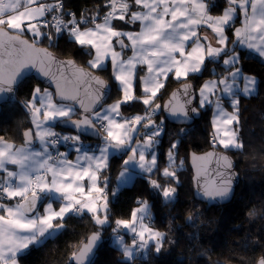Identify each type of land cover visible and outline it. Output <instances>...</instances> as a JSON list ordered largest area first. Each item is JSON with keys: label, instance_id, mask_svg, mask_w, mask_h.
I'll list each match as a JSON object with an SVG mask.
<instances>
[{"label": "snow or ice", "instance_id": "obj_1", "mask_svg": "<svg viewBox=\"0 0 264 264\" xmlns=\"http://www.w3.org/2000/svg\"><path fill=\"white\" fill-rule=\"evenodd\" d=\"M105 6L108 11L102 17L97 11L91 17L81 14L77 20L75 13H69L71 19L65 21L62 0H55L54 3L0 0V93L12 92L23 71L37 64L43 75H49L44 71V60L37 56L43 53L49 61L55 58L47 49L35 46L37 38L45 35L41 27L48 25V13L53 14L52 27L56 33L67 31L78 45L95 49L94 58L88 61L91 68L103 70L105 60L111 59L117 90L122 93L114 103L103 106L101 102L106 95L107 83L90 72L78 69L82 76L95 81L97 85L91 98V108H85L83 101H80L81 108L87 114L82 115L81 119H72L75 108L73 104L63 101H75L77 97L62 89L59 82L55 95L61 102H56L48 89L36 87L31 99L25 102L34 131L30 128L24 132V144L19 147L0 136V172L3 173L0 175V201H16L14 204L0 202V264H17V253L63 228L64 218L68 215L90 213L96 225L103 227L108 224L110 209L106 189L109 181L104 172L109 168V159L114 154H127L118 179L125 182L131 180L130 169L139 168L141 172L149 174V184L158 190L166 202L174 200L177 192L175 186H165L150 178L157 168L154 147L164 131L163 121L157 124L152 116L161 108L155 100L165 87L169 74H174L177 80L187 79L190 74L201 73L206 61L215 63L223 56L225 72L218 80L210 79L203 83L199 89V104L201 107L211 103L216 106L218 115L214 114L213 119L216 128L214 145L218 143L226 150L244 148L239 128H221L218 121L225 126L239 125L241 95L251 97L257 92L256 77L244 74L237 66L240 56L236 46H244L264 57V0H227V7L217 16L209 14L210 5L205 0H106ZM133 6L138 10L132 11ZM211 6H215L214 0ZM238 14L242 16L241 27L235 28V39L229 48L226 29L234 24ZM97 18L102 22L94 27L81 26ZM117 19L132 24L139 22L140 31L118 30L113 24ZM201 25H208L212 29L216 46L211 42H202L208 41V37L198 35L197 29ZM25 32L32 33L31 42L24 38ZM125 37L130 43H125ZM47 38L51 40V34ZM114 45H119L121 51L117 52ZM189 47L190 50H187ZM125 49H130L132 55L124 58ZM140 66H146V71ZM138 71H145V74L139 76ZM137 80L142 88L141 96L135 94ZM191 87L184 84L182 89L173 92L163 106L172 116L186 120L190 112H197L196 108L188 107L193 97ZM218 92L228 97L233 109L231 113L223 108ZM178 94L184 97L183 102L178 99ZM133 101H142L144 114L123 116L121 106ZM96 107L100 110L96 111ZM56 122L71 124L81 133H92L100 142L93 148L85 149L80 135L60 136L53 131ZM34 139L39 141V150L32 148ZM61 141L71 142L69 146L77 152L75 161L67 158L68 153L58 150L55 157L51 155L50 149ZM176 147L177 143L171 145L169 167L163 169L162 175L178 183L172 167ZM149 156L150 159L147 158ZM210 157H215L218 167L223 170L217 172L218 181L201 189L202 194L209 199L226 198L235 175L232 161L215 152L199 159ZM10 166H14V170H10ZM117 191L113 189V196ZM45 200L49 202L44 204L41 214L37 206ZM53 201L60 202L59 210L53 208ZM139 204L132 210L131 219H116L112 229L122 255L128 259L137 251L147 250L150 242L155 243V251L159 253L166 238L165 233L145 222L151 219L148 201L141 200ZM188 219H192L191 214ZM121 229L133 234L131 244H127L120 235ZM99 239L100 233L93 232L87 238V243L78 246L70 258L75 264H87ZM255 264H264V256L257 259Z\"/></svg>", "mask_w": 264, "mask_h": 264}, {"label": "trees", "instance_id": "obj_2", "mask_svg": "<svg viewBox=\"0 0 264 264\" xmlns=\"http://www.w3.org/2000/svg\"><path fill=\"white\" fill-rule=\"evenodd\" d=\"M63 2L64 9L73 11L77 16L84 14L91 17L97 11L100 15L108 11L106 0ZM225 6L226 0H219L211 10L219 13ZM115 25L126 29L136 28L124 21H117ZM41 31L45 35L37 38V44L50 48L60 57L75 59L79 64L91 68L88 64L93 56L91 48L78 45L67 33H56L53 27L43 26ZM48 34H51V40L47 38ZM24 35L33 39L30 32H25ZM231 47L230 45L229 48ZM236 52L240 54L238 66L242 67L244 73L257 78L258 87L256 94L251 97L241 95L240 124H234V127L239 128L244 142L243 149L226 150L218 143L214 145L213 103L201 107L198 101L201 117L191 126L170 123L163 112L164 101L183 82L193 84L199 100L198 92L203 83L211 77H220L225 72L223 56L215 63L206 61V67L201 73L190 74L187 79L177 80L174 75L169 76L155 100L161 108L152 116L157 124L163 121L164 131L156 145L157 168L150 174V178L165 186H175L177 192L174 200L166 202L158 190L151 187L148 182L149 174H138L132 184L118 187L116 177L127 154H116L104 172L109 181V223L103 227L96 225L89 213L69 215L63 221L65 226L56 235L49 236L21 254L20 264H75L70 258L72 252L97 231L102 235L103 242L91 264H242V261L243 264H255L257 259L264 256V58L247 48H236ZM140 67L146 71L144 66ZM93 70L111 84L112 92L106 104L121 98L122 93L117 90V82L112 77L110 62L103 70ZM145 71H138V75H144ZM135 85V94L141 96L143 93L138 80ZM36 87L46 88L31 76L18 86L14 101L0 105V136L10 143L24 144V132L33 129L25 102L31 99ZM221 102L226 109L233 111L228 98H221ZM144 112L142 101L121 106V114L125 117L143 115ZM56 127L60 128L58 123ZM143 131L141 128V132ZM68 132L74 133L70 130ZM81 137L91 142H100ZM173 143H177L173 150L175 163L172 167L176 171L178 183L162 175L163 169L169 167L168 152ZM210 149L230 153L241 176L235 196L228 204L208 206L194 197L189 154L191 151L205 152ZM113 189H118L115 196L112 194ZM141 200H147L150 205L149 224L165 233L166 238L159 253L155 251V243H150L147 250L141 251L133 260H127L113 243L115 234L112 229L116 219H131L132 210L140 206ZM190 214L191 220L188 219ZM120 233L124 231L121 229ZM132 239L127 233V240Z\"/></svg>", "mask_w": 264, "mask_h": 264}, {"label": "water", "instance_id": "obj_3", "mask_svg": "<svg viewBox=\"0 0 264 264\" xmlns=\"http://www.w3.org/2000/svg\"><path fill=\"white\" fill-rule=\"evenodd\" d=\"M24 38L28 39L31 42V40L27 36L24 35ZM35 46L38 49H47L48 53H50L51 56L55 58L54 61H49L46 57H44L43 53H39L37 56L38 59L44 60V71H47L49 75L45 76L42 74L41 71H39V68H40L39 64H37L36 67H29L25 69L21 77L18 79L17 84L13 86L12 92L0 93V105L14 101L16 98V90L18 86L27 78L34 76L46 88L51 89L54 92V94L56 93L57 82H59L62 89L67 91L69 94L75 95L77 97L75 101H63V102L71 103L76 108L78 116L75 118H72L73 120L81 119L82 115H85L87 113H85L84 108H81L80 101H83L85 108H91L92 107L91 98H92V95H94L95 93L97 85L95 84V81H91L87 77L82 76L81 73L78 71V69H83L84 72H90L92 73V75L101 78L107 83L108 88L105 90L106 95L104 96L101 102L103 106L105 105V103L108 101L111 95V92H112L111 84L106 79H104L99 74H97L93 69L79 64L75 59L60 57L54 54V52L50 48L46 46H41L37 43ZM67 61H72L73 63L68 64ZM184 84H190L192 86L191 87V90L193 92V97H191L192 103L188 105V107L196 108L197 112H190L189 118L186 120L183 117L177 118V117L172 116L164 107H163V112L165 114L166 119L170 123H173L176 125L191 126L196 122V120H198L201 117V113H202L200 107L198 106V97H197L195 88L192 83L183 82L180 85H178L176 88H174L170 92L166 100L164 101L163 106L172 97L173 92H177L178 89H182V86ZM55 99L57 102H61L60 98L56 95H55ZM178 99L181 102H183L184 97L182 96V94H178ZM95 110L99 111L100 109L99 107H96ZM58 125L64 130L73 131L77 134H80L83 137L94 139V140H99V138L92 133L85 134V133L79 132L71 124H64V123L59 122ZM210 152H215L220 156L229 157L233 164L232 170L234 171L235 175L232 179V188H231L229 195L223 199L221 198L209 199L205 197L201 191V189L205 185L210 186L213 184V182L218 181L219 177L217 176V172L223 170L222 167H218L217 159L215 157H210L204 160L199 159L200 157H206V154ZM194 154H195V157H197V159L195 160H194ZM222 163L223 162L221 161L220 164L222 165ZM189 164L193 171L194 197L196 200L206 203L208 204V206L224 205V204L230 203L233 200L236 190L238 188V185L240 184L241 176L238 170L236 169V161L230 153H228L227 151L218 150V149H210L205 152L191 151L189 154ZM40 205L41 204H38L37 207L39 208ZM102 242H103V237L100 234V239L97 241L96 246L93 249V252L90 254L89 261L87 262V264H91ZM85 243H87V241ZM221 264H232V263L221 262Z\"/></svg>", "mask_w": 264, "mask_h": 264}, {"label": "crops", "instance_id": "obj_4", "mask_svg": "<svg viewBox=\"0 0 264 264\" xmlns=\"http://www.w3.org/2000/svg\"><path fill=\"white\" fill-rule=\"evenodd\" d=\"M217 1H219V0H217ZM216 1V2H217ZM226 2H227V0H226ZM205 3H208L209 4V0H205ZM215 3V2H214ZM225 7H227V6H225ZM224 7V8H225ZM223 8V9H224ZM223 9H222V11L221 12H219V13H214V12H212V10L209 8V14L210 15H212V16H217V15H220V14H222V12H223ZM132 11H137L138 10V8L136 7V6H133L132 7V9H131ZM123 22V21H120V20H114L113 21V24H114V27H116L118 30H122V31H125V32H139L140 31V23L139 22H136L135 24H132V23H129V24H132V25H134V26H136V28L135 29H126V28H121V26H116L115 25V22ZM102 22V20L100 21V22H98V23H101ZM241 23H242V16H240L239 14H238V16H237V18H236V20L234 21V24L231 26V27H229L228 29H226V34H227V36L229 37V42H228V47H230V45L232 46V44L230 43V41H231V38H232V40H234L235 39V36H234V31H235V28H238V27H241ZM95 24H97V23H95ZM95 24H92V25H89V26H91V27H94L95 26ZM86 27H88V26H86ZM197 31H198V35H200L201 37H203V36H207L208 37V41H202V42H204V43H208V42H211L212 44H213V46H216V40H215V34L212 32V29L210 28V27H208V25H201L198 29H197ZM114 40H115V38H113ZM124 39V41H125V43L126 44H128V43H130L128 40H127V38L125 37V38H123ZM115 46V50L117 51V52H120L121 51V49H120V47H119V45H114ZM90 48V47H89ZM236 48H246V47H244V46H241V47H239V45H237L236 46ZM92 49V48H91ZM248 49V48H247ZM93 50V56L91 57V59H93L94 58V56H95V49H92ZM187 50H190V47L187 49ZM250 50V49H249ZM250 51H252V50H250ZM252 52H254V51H252ZM237 53H239V52H237ZM254 53H256V52H254ZM256 54H258V53H256ZM132 55V52H131V50L130 49H125L124 51H123V56H124V58H127L128 56H131ZM259 55V54H258ZM90 59V60H91ZM110 62V65H111V73H112V77H113V79H114V76H113V72H112V64H111V59L110 58H108V59H106L105 60V66L104 67H106L107 66V64ZM145 68H146V66H144ZM93 69V68H92ZM95 70H97V69H95ZM171 75H174V74H169V76H171ZM175 77V76H174ZM169 78V77H168ZM167 81V80H166ZM166 81H165V84H166ZM134 87H135V91H136V85H134ZM42 90L43 89H48V91L49 92H51L52 94H53V98H54V100L56 101V99H55V96H54V93L49 89V88H41ZM57 102V101H56ZM115 101H113V102H111V103H108V104H105L104 106H107V105H110V104H112V103H114ZM222 103V102H221ZM216 107V106H215ZM75 108V107H74ZM120 111H121V109H120ZM229 113H231V112H229ZM76 114H77V111H76V108H75V113L73 114V116H72V118H75L76 117ZM214 119V118H213ZM57 123L58 122H56L55 124H54V126H53V131H60L59 130V128H57L56 127V125H57ZM220 127L222 128L223 127V125L222 124H220ZM33 128H34V125H33ZM34 130V129H33ZM214 130H215V132H216V128L214 127ZM68 134L70 133V134H72L73 136L74 135H79V134H75V133H72V132H67ZM221 134H223L222 132H221ZM67 135V134H66ZM80 141H81V143H82V145L84 146V148L85 149H89V148H93V147H95V145H97L98 144V142H91L90 140H85V139H83L81 136H80ZM15 145V144H14ZM23 145V144H22ZM17 147H19V146H21V145H16ZM32 148L34 149V150H39L40 149V144H39V141L38 140H35L34 139V143H33V145H32ZM62 148V150H63V153H68V156H67V158L69 159V160H71V161H75L76 160V158H77V152L75 151V149L73 148V147H68V146H62L61 147ZM50 151H51V155H52V149H50ZM114 155H116V154H114ZM113 155V156H114ZM53 156V155H52ZM113 156H111L110 157V159H109V164H110V161H111V158L113 157ZM10 170H14V166H10ZM0 174L2 175L3 173L2 172H0ZM101 186V185H100ZM102 187V186H101ZM120 187V186H119ZM85 189L87 190V182L85 181ZM0 202H3V203H10V204H14L16 201L15 200H12V201H7V200H5V201H0ZM49 201H47V200H45L41 205H40V207L38 208L39 209V211H40V213L41 214H43V207H44V204H47ZM59 207H60V202L59 201H53V208L55 209V210H59ZM90 214V213H89ZM69 216V215H68ZM67 217V216H66ZM65 217V218H66ZM64 218V219H65ZM56 222H59V221H54V223H56ZM61 229H63V228H60V229H57L55 232L56 233H58ZM122 230H125V229H122ZM127 232H128V230H126ZM55 232H53V233H55ZM52 233V234H53ZM55 233V234H56ZM50 235H46L44 238H42L41 240H40V242L39 243H41L42 241H44L46 238H48ZM53 236V235H52ZM132 238H133V236H132ZM39 243H36V244H31V245H29V247L27 248V249H24V250H22L21 252H19V253H17V264H20V262H19V256L21 255V254H23L24 252H26L31 246H33V245H37V244H39Z\"/></svg>", "mask_w": 264, "mask_h": 264}, {"label": "rangeland", "instance_id": "obj_5", "mask_svg": "<svg viewBox=\"0 0 264 264\" xmlns=\"http://www.w3.org/2000/svg\"><path fill=\"white\" fill-rule=\"evenodd\" d=\"M31 33V32H30ZM32 34V33H31ZM239 47H241L240 45H239ZM239 54V53H238ZM239 56H240V54H239ZM264 58V57H263ZM238 66V65H237ZM238 67H240L241 68V70H242V72L244 73V71H243V69H242V67L241 66H238ZM229 70H231V69H229ZM244 74H246V73H244ZM246 75H251V74H246ZM251 76H253V75H251ZM220 77H211V78H209V79H207V80H210V79H219ZM257 79V78H256ZM206 80V81H207ZM240 84H241V86H242V84H243V82L241 81L240 82ZM222 87V86H221ZM257 90H258V87H257ZM198 95H199V92H198ZM218 95H220L221 96V98H223V99H227L228 97H226V96H223V94L222 93H219L218 92ZM213 100H215V97H213L212 98ZM199 101V100H198ZM230 103V102H229ZM212 104V103H211ZM214 104V103H213ZM206 106V105H205ZM204 106V107H205ZM222 106H223V104H222ZM223 108L227 111V112H231V111H229L228 109H226L224 106H223ZM214 114H216V115H218V112H217V110H216V107H215V104H214V112H213V118H214ZM221 119H225L224 117H222ZM235 124V123H234ZM234 124L233 125H231V126H225V125H223V127L222 128H224V127H232V128H235L234 127ZM218 126L220 127V123H219V121H218ZM34 129V128H33ZM61 132V136H64V135H66V133L68 132V130H63V129H59ZM216 133V132H215ZM214 133V134H215ZM223 133V132H222ZM163 134V132L160 134V136ZM220 135L222 136L223 134H221L220 133ZM159 136V137H160ZM157 145V144H156ZM156 145H155V147H154V151H155V154H156V157H158V152H157V149H156ZM148 159H150L151 157L149 156V157H147ZM125 159H127V158H125ZM124 159V160H125ZM122 170V169H121ZM121 172V171H120ZM120 172L118 173V175H117V177H116V183H117V185H118V187L120 186V187H125V186H128V185H130V184H132V182H133V180H135L136 179V177H137V175L138 174H145V175H147L146 173H143V172H141L140 171V169L139 168H131L130 169V174H131V176H132V179L131 180H127V182H125V180L124 179H118V177H120ZM126 179V178H125ZM146 223H149V221L148 220H146L145 221ZM151 226V225H150ZM155 229V228H154ZM124 231V233H120V235H122L123 237H124V240H125V242L127 243V244H131V240L130 241H128L127 240V233H129L131 236H133V234L131 233V232H127L126 230H123ZM56 233V232H55ZM55 233H53V234H51L50 236H52V235H56ZM113 243H115L118 247H119V245L116 243V238H115V235H114V239H113ZM150 243H154V242H150ZM144 251V250H143ZM141 253V251H137L135 254H134V256L131 258V259H128V258H126L127 260H133L134 258H135V256L137 255V254H140Z\"/></svg>", "mask_w": 264, "mask_h": 264}, {"label": "built area", "instance_id": "obj_6", "mask_svg": "<svg viewBox=\"0 0 264 264\" xmlns=\"http://www.w3.org/2000/svg\"><path fill=\"white\" fill-rule=\"evenodd\" d=\"M217 0H214V2H216ZM41 2H45V3H54L55 1H53V0H41ZM62 3H63V19L65 20V21H67V20H69V19H71V16L69 15V13H74L73 11H69V10H65L64 9V2H63V0H62ZM212 3H213V0H209V5H210V9L212 8ZM52 13H48V14H46V19H47V21L49 22L48 23V25L47 26H50V27H52V23H54L53 22V20H52ZM57 15H59V13H57ZM101 17L103 16V15H100ZM80 17L81 16H77L76 15V18H77V20H79L80 19ZM101 21V19L100 18H97V19H95V20H91V22H90V24H88V25H81L82 27H86V26H89V25H92V24H95L94 22H96V23H98V22H100ZM54 28V27H53ZM62 33H67V31H64V32H62ZM68 34V33H67ZM61 136V135H60ZM70 142H68V143H65V142H63V141H61L59 144H57L53 149H52V155L55 157L56 155H57V150L59 151V152H61L62 153V150L60 149V146H62L63 144H65V145H68ZM1 175V174H0ZM106 192H107V194H108V190L106 189Z\"/></svg>", "mask_w": 264, "mask_h": 264}, {"label": "clouds", "instance_id": "obj_7", "mask_svg": "<svg viewBox=\"0 0 264 264\" xmlns=\"http://www.w3.org/2000/svg\"><path fill=\"white\" fill-rule=\"evenodd\" d=\"M51 90V89H50ZM52 91V90H51ZM53 92V91H52ZM54 93V92H53ZM54 96H55V94H54ZM106 104V103H105ZM78 114V113H77ZM59 123V122H58ZM60 127V126H59ZM59 129H62L61 127L59 128ZM64 130V129H63ZM56 132V131H55ZM61 131H57L56 133H59L60 135H61V133H60ZM75 133V132H74ZM67 135H72V134H68V133H66ZM75 134H77V133H75ZM80 135V134H79ZM71 143V142H70ZM70 143L68 144V145H65V144H63L62 146H68L69 147V145H70ZM62 146H60V149L62 150ZM53 149V148H52ZM62 153H63V150H62ZM3 175V174H2ZM107 190H108V188H107ZM108 195V194H107Z\"/></svg>", "mask_w": 264, "mask_h": 264}, {"label": "bare ground", "instance_id": "obj_8", "mask_svg": "<svg viewBox=\"0 0 264 264\" xmlns=\"http://www.w3.org/2000/svg\"><path fill=\"white\" fill-rule=\"evenodd\" d=\"M94 23H96V22H94Z\"/></svg>", "mask_w": 264, "mask_h": 264}]
</instances>
